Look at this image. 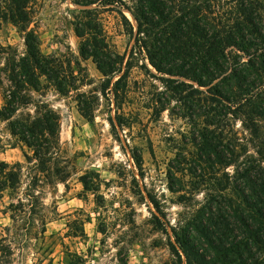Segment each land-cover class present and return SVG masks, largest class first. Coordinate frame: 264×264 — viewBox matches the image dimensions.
Instances as JSON below:
<instances>
[{"label": "rangeland", "instance_id": "374dc122", "mask_svg": "<svg viewBox=\"0 0 264 264\" xmlns=\"http://www.w3.org/2000/svg\"><path fill=\"white\" fill-rule=\"evenodd\" d=\"M125 2L134 5V0ZM32 3L35 16L30 27L38 34L41 51L77 60L83 70L73 61L72 65L75 73L81 72L83 84L67 94L51 86L44 89L45 95L33 91L34 98L46 99L59 113L58 157L60 165H66L65 183L51 168L41 171L38 164L28 161L25 154L32 155L31 148L12 134L8 120L0 119V163H7L5 171L21 166L19 184L4 189L0 197V264H177L171 250L175 243L172 227L179 231L185 226L206 195L223 193L238 201L231 187L219 189L220 184L230 185L237 166L264 169V117L242 113L237 102L213 97L206 87H200L203 93L195 92L197 83L165 82L147 59L133 60L128 75L118 83L114 82L120 74H114L103 96V75L92 58L81 56L82 38L76 25L87 19L85 9H94L91 14L103 24L110 48L128 56L133 37L124 29L116 8L83 5V0ZM123 11L135 25L129 10ZM23 51L18 28L0 19V106L2 90L9 85L6 57ZM79 91H83L90 118L78 110ZM28 113L33 114L32 106L20 108L17 116ZM205 135L216 142L220 156L212 152L214 161L203 163L198 160L199 143ZM135 154L141 155V166ZM221 158L237 160L225 164ZM171 165L178 166L174 185L183 181L184 191L169 188ZM34 175L48 217L44 237L36 215L29 217L30 205L24 213L16 212L17 221L11 217L15 211L10 203L20 197L27 203L24 191ZM81 175L89 189L79 180ZM146 191L160 201L162 215Z\"/></svg>", "mask_w": 264, "mask_h": 264}, {"label": "trees", "instance_id": "16d2710c", "mask_svg": "<svg viewBox=\"0 0 264 264\" xmlns=\"http://www.w3.org/2000/svg\"><path fill=\"white\" fill-rule=\"evenodd\" d=\"M0 1V19L18 28L25 45L21 54L6 57L9 85L2 90L0 119L8 120L12 134L31 148L32 155L25 154L28 161L38 164L41 171L51 168L65 183L66 165L61 166L58 157L59 113L46 99L34 98L33 91L45 95L44 89L50 86L62 94L77 90L83 79L81 72L75 73L72 61L79 71L83 68L77 60L41 51L38 34L30 27L35 16L32 0ZM93 3L115 7L124 29L133 37L127 56L110 48L103 24L91 14L94 9H85L87 19L76 25V33L82 38L81 56L92 58L103 75V96L114 74H120L114 82L118 83L128 75L133 60L147 59L165 82L197 83L195 92L203 93L200 87H206L213 97L237 102L242 113L264 117V0H134L133 6L125 0H83V5ZM124 9L129 10L135 25ZM76 101L80 113L90 118L91 112L83 104V91L77 93ZM29 106L33 107V114L17 116L20 108ZM199 144L200 162L214 161L212 152L220 156L218 145L210 137L205 135ZM231 151L234 154L235 150ZM135 155L140 165L142 157ZM236 160L219 161L234 164ZM7 166L0 163V175L5 174L0 179V197L4 189H14L20 182L21 166L5 171ZM177 167L171 165L168 170L169 188L174 192L186 188L183 181L174 185ZM37 179L34 175L26 184L27 203L21 197L17 203H10L15 211L11 217L17 221L16 212L24 213L26 205H30L29 217L36 215L44 237L48 217L43 212L44 197L37 193ZM79 180L85 189L90 188L84 175ZM229 184H220L219 189L231 187L237 192L238 201L223 193L206 195L185 226L179 231L172 227L175 243H171V250L177 264H264V169L261 165L237 166L236 176ZM146 194L155 211L162 215L157 197L150 191ZM35 205H39V210H35ZM153 217L161 224L158 215L153 213Z\"/></svg>", "mask_w": 264, "mask_h": 264}]
</instances>
